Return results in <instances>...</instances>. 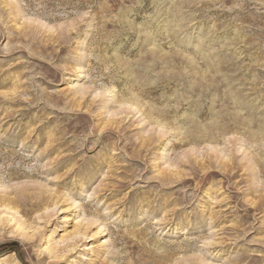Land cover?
<instances>
[{"label": "rangeland", "instance_id": "obj_1", "mask_svg": "<svg viewBox=\"0 0 264 264\" xmlns=\"http://www.w3.org/2000/svg\"><path fill=\"white\" fill-rule=\"evenodd\" d=\"M0 264H264V0H0Z\"/></svg>", "mask_w": 264, "mask_h": 264}]
</instances>
